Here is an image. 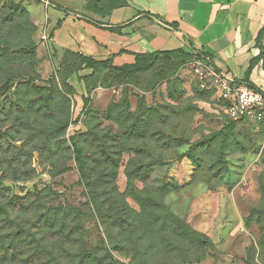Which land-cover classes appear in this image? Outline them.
Listing matches in <instances>:
<instances>
[{
    "label": "rangeland",
    "instance_id": "obj_1",
    "mask_svg": "<svg viewBox=\"0 0 264 264\" xmlns=\"http://www.w3.org/2000/svg\"><path fill=\"white\" fill-rule=\"evenodd\" d=\"M47 1L0 0L1 264H264V123L180 59L54 52Z\"/></svg>",
    "mask_w": 264,
    "mask_h": 264
},
{
    "label": "crops",
    "instance_id": "obj_2",
    "mask_svg": "<svg viewBox=\"0 0 264 264\" xmlns=\"http://www.w3.org/2000/svg\"><path fill=\"white\" fill-rule=\"evenodd\" d=\"M49 1L54 52L122 68L138 56L180 49L209 56L218 72L240 83L258 60L249 82L264 91V0Z\"/></svg>",
    "mask_w": 264,
    "mask_h": 264
},
{
    "label": "built area",
    "instance_id": "obj_3",
    "mask_svg": "<svg viewBox=\"0 0 264 264\" xmlns=\"http://www.w3.org/2000/svg\"><path fill=\"white\" fill-rule=\"evenodd\" d=\"M46 4L52 5L49 0ZM214 65L209 56L194 53L185 66L198 90L218 96L230 121L264 123V91H257L247 83L237 82L233 77L218 72Z\"/></svg>",
    "mask_w": 264,
    "mask_h": 264
},
{
    "label": "trees",
    "instance_id": "obj_4",
    "mask_svg": "<svg viewBox=\"0 0 264 264\" xmlns=\"http://www.w3.org/2000/svg\"><path fill=\"white\" fill-rule=\"evenodd\" d=\"M61 23H62V21L58 22L56 27H59L61 25ZM263 38H264V29L261 32L260 42L261 41L263 42ZM65 53H67V52H65ZM68 53H71V52H68ZM73 54H75V53H73ZM161 54H163L162 56L165 55V56H170V57H172L174 59H180L181 62L184 63L183 66H185L187 63H189L191 61V59L193 58V56H194V53L185 52L184 50H180V49L179 50H175V51L164 52V53H161ZM161 54H155L154 56H152L150 58L146 57V56H138L137 60H136V63L134 65L122 67L123 68V72L126 71L127 73H134V72L148 71V70H150L151 68H153L155 66L156 59L159 58ZM76 55L81 60L84 61L86 67H92V65H94V64H100V65H104V66H109L110 65L109 63L96 62V61H94V60H92L90 58H86V57H84L83 55H80V54H76ZM256 62H258V60H254L251 63V66H250V68L248 69V71L246 73V79L245 80L252 88H254L255 90L259 91L260 90L259 87H257L256 85H254V84L249 82L250 74H251L252 69H253L254 65L256 64ZM198 91H200V90H198ZM200 92L203 93V94H211V93L202 92V91H200ZM230 122H232V121H230ZM74 154H75L76 161H77V163L79 165V168H80V170H82L83 167H84V164H85V160L83 158V150L77 144H74ZM82 176H83V174H82ZM7 205H8V207H11V206L14 205V202L9 199L8 202H7ZM15 236L17 238L19 236V234L17 233V234H15ZM4 239H5V236L0 234V241L2 243L0 245V251L1 250L2 251L5 250ZM13 247H14V249H13ZM10 251H12L11 252L12 260H16V255H15V251H17L16 242H14L11 245ZM3 261H4V257L0 258V264L3 263Z\"/></svg>",
    "mask_w": 264,
    "mask_h": 264
},
{
    "label": "water",
    "instance_id": "obj_5",
    "mask_svg": "<svg viewBox=\"0 0 264 264\" xmlns=\"http://www.w3.org/2000/svg\"><path fill=\"white\" fill-rule=\"evenodd\" d=\"M263 45H264V38H263Z\"/></svg>",
    "mask_w": 264,
    "mask_h": 264
}]
</instances>
